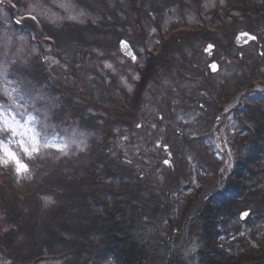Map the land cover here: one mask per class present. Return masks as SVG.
Returning <instances> with one entry per match:
<instances>
[{"label":"trees","instance_id":"1","mask_svg":"<svg viewBox=\"0 0 264 264\" xmlns=\"http://www.w3.org/2000/svg\"><path fill=\"white\" fill-rule=\"evenodd\" d=\"M166 1L176 3L177 0ZM94 2L103 9L101 14L96 13V22L88 19L84 24L64 23L60 26L43 23L39 16V20L18 19L21 12L17 10L22 8V2L11 0L19 7L17 12L11 3L6 4L12 24L24 26V32L32 35L34 42L40 45V51L43 45L50 43L48 45L59 62L47 68L39 55L34 66L30 64L28 68L17 71L22 72L25 78L48 83L50 90L58 96L61 104L52 115L54 122L66 126L76 120L83 127L81 129L89 131V136L83 151L77 149L52 158L51 162L48 161L50 158L29 161L28 165L34 164L33 177L17 181L7 171L10 168L0 167V213L6 224L3 232L0 230V258L9 260V264H244L243 261L236 263L232 248H221L220 230L223 226L226 229L231 226V218L239 211L264 210V113L259 107L255 115V135L248 139L235 138L240 145L248 141L251 151L240 158L239 169L234 170V176L225 177L223 196L220 165L214 158L202 157L197 164L198 170L203 164L210 170L214 167L215 174L208 173L210 180L205 183L207 191L202 185L195 187L190 183L193 173L191 164H188L187 172L183 167L179 168L182 169L180 176L183 175L180 179L170 174L169 187L175 183L174 187L178 190L186 183L187 186H194V191L186 194L187 202L181 204L180 198L167 195V189L164 191L162 187H157L156 191L153 190L154 180L142 170L143 167H158L161 158L148 163L139 157V161L136 159L132 163L123 153L127 148H131L130 152L141 153L136 127L142 123L139 109L140 105L143 107L141 95L145 91L152 96L160 94L161 89L156 85H159V74L166 73L172 66V45L193 35L218 37L222 32L227 33V28L232 33L237 28L242 29L235 25L248 20L257 21L263 16L264 0H224L223 5L216 0L218 4L210 12L208 21L189 32L184 31L187 33H174L167 40L162 38L166 31L162 32L152 48H149L147 32L139 26L135 41L142 45L145 58L139 68V79L134 82L131 91L120 85L116 76L110 75L111 71L105 73L96 59L92 58L102 69L98 70L100 73L94 71L91 77L85 74V69L95 68L92 60L89 64L84 62L85 55L91 57L88 55L91 53L89 47L92 50L104 43L101 33H106L105 17H117L115 7L109 6V0ZM131 2L135 4L134 0ZM83 4L92 6L86 0L79 3ZM153 9L156 10V7ZM108 25L117 28L120 24L109 21ZM176 27L177 23L170 29ZM113 32L116 33V29ZM240 48L236 46L234 49L237 56L238 51L243 55L244 50ZM261 50L264 53V49ZM262 53L255 54V57H264ZM206 69L202 71L204 75ZM257 70L255 73L247 72L244 82L238 85H250L254 81L264 83V69ZM105 78L109 79L108 83ZM147 84L151 85L147 87ZM52 85H58L61 90ZM206 85L214 84L206 82ZM211 88L209 86L207 92L215 98L222 97L220 91ZM233 88L234 85L226 93L232 92ZM179 92L178 102L182 101L180 107L184 109H190L189 99L201 98L196 91L185 93L177 89ZM174 100L170 97L167 102L169 108L176 104ZM194 107L201 109L197 103ZM185 125L178 124L172 132L187 143L191 138L184 129L179 131ZM147 142L151 145L155 143V147L156 142H160L157 148L161 153H164L162 145H168L171 151L174 146L166 135L162 138L156 134ZM118 145L120 147L117 148ZM198 174L201 180L205 176V173ZM216 178L217 185L208 192V186ZM44 197L46 200H43ZM163 219L165 223L162 225ZM161 230L166 232V236ZM192 235L196 248L188 249L185 256L183 241H188ZM252 252V248L247 250V257H251Z\"/></svg>","mask_w":264,"mask_h":264},{"label":"rangeland","instance_id":"2","mask_svg":"<svg viewBox=\"0 0 264 264\" xmlns=\"http://www.w3.org/2000/svg\"><path fill=\"white\" fill-rule=\"evenodd\" d=\"M86 1L87 3H91L92 6L83 4L85 9L83 6L79 5L80 2L78 3L77 0H20V2H22V8L19 9V7L16 6L15 11L17 9L20 10H17L21 12L18 16V19H20L22 17H27L28 12L26 9L33 10L32 14L36 15L37 18L39 16L43 23L49 22L54 26H60L64 23L71 25L84 24L88 19L92 22H96V13L101 14L103 9L96 5L94 0ZM109 3V6L115 7L117 19L114 16L105 17L104 25L105 23L107 25L104 29H106V33H101L104 43H101L92 50L89 47L93 54H88L91 56L89 58L85 55L84 62L85 64H89V60H92L95 68L85 69V74L91 77V73L93 75L94 71L100 73L98 70L102 69L99 64L93 60L96 59L101 64V67L104 68L103 71L105 73H107L108 70L111 71L112 73L109 72L110 75L114 74L118 83L123 85L126 90H128V86H131V89L133 88L134 82L136 81L133 79V76H139V68L142 66L145 58L142 45H140L138 40L135 41L139 33V26L147 32L150 43L149 48H152V45L159 39L158 35L167 31L168 28L175 23H177V26L178 24L185 26H200L201 23L204 24V20L208 21L210 19V12L215 8V5L218 4L216 0H177L176 3H167L166 0H134L135 4H132L131 0H109ZM6 4L9 5L8 0H5L4 3H0V96L3 97V99H0V105L3 106L5 111L10 112L11 115L16 117L18 132L24 139L30 141L32 130L40 131L43 129L46 133V139L49 142H54L58 145L68 143L67 149L63 152L57 151L53 147H42L40 154L34 156L32 159H29L23 152L17 149V154L20 156L22 162L26 164L29 161H42L47 158H50L48 161L51 162L52 158L69 154L77 149H83L86 145L89 131L85 128V130L81 129L83 127L79 126L80 124L76 120L68 123L66 126H60L58 122H54L52 115L54 110L58 109L61 104L58 96L55 92L50 90L51 87H49L50 85L48 83L46 84L44 81L37 82L30 77L25 78L21 75L23 74L22 72L17 71V69L28 68L30 64L34 66L36 57L39 55L40 59L43 61V65L47 68H52L54 64L58 65L59 62L54 57L48 45L50 43L43 45V50L40 51V45L34 42L35 38L32 35H28L24 32V26L16 27L12 24ZM134 6L135 10H133ZM88 7L92 8L87 10ZM154 7H156V10L153 9ZM199 10L201 13H199ZM23 13H25L24 16H22ZM202 14L205 16L204 19L202 18ZM71 17H75V19ZM136 18H138V26L134 23ZM109 21L119 22L120 25L117 28H112L108 25ZM216 24L219 25L217 21ZM238 25L242 27V29L237 28L232 33L229 31L230 29L227 28V30H225L227 33L223 34L222 32L218 37H212L208 34L203 36L193 35L194 37L191 36L176 41L172 45V50H174L172 66L169 70L167 69L166 73L159 74V85L156 86L160 87V94L158 96H152L145 91L141 95L143 107L140 105L139 109L142 123H140L141 127L138 128L141 153L130 152L131 148H127V152L125 151L123 154L127 161L132 163H135L136 159L139 161V157L148 163L157 161V158H161L158 167H143L142 170L145 173H149L154 180L153 183L155 186L153 190L156 191L157 187H162L164 191L167 189V195H172V197L177 199L180 198L181 204L187 202L186 194L193 192L194 186H187L186 183L184 186H180L178 190V187H174L176 186L175 183L172 187H169L168 183L172 177L170 174H174L180 179L183 175L180 176L182 169L179 170V168L183 167L185 172H187L188 164H191L193 173L190 175V183L199 187V184L203 183V181L205 183L208 182L210 180L208 173L215 174L214 167L210 170L208 166L206 167V165L203 164V167L198 170L197 164L200 163L202 157L206 156L211 160L213 158L215 159V157L216 161L221 159V153L216 149H221L222 145L219 138L214 133L205 138L200 137L197 139L195 137L191 141L184 143L181 140V136H176L172 132L173 127L180 123L187 124L185 127L179 128V131H183L184 129L185 134L188 136L201 133L205 129V124L200 117L195 118L193 121L192 118L188 117L189 109L180 107L182 101L178 102V99L181 92L177 93V89L185 93L190 90L196 91L201 97H205L204 89H202L201 86L206 85V82H212L214 85H238L244 82V77L247 72L255 73L258 71L257 69H264V57H255L258 48L264 49V14L257 19V21L248 20L244 23L240 22L235 26ZM114 29H116V33L113 32ZM240 30H245L254 34L258 37V41L256 43L255 40H250L244 44L240 48L242 51L244 50L243 55L237 56L234 50L236 45H234L232 41L236 33ZM180 33L183 34L187 32L181 31ZM207 37L208 40H205ZM121 38L127 39L130 42L136 54V60L134 62L120 52L118 42ZM91 39H93V37H91ZM116 41L117 45L115 44ZM207 43L214 45L212 49V58L219 66L216 73L210 74L209 70L206 69L208 68L207 65L210 58L208 52L205 51ZM258 43L261 47H259ZM205 69L208 74L205 73L204 75L202 71ZM105 77H107V75ZM105 79L106 83H108L109 79ZM150 85L151 84H147V87ZM52 86L61 90L58 85ZM103 91H105L104 88L102 94H104ZM170 97L172 100H174V98L176 99V104L173 105L172 108L167 106ZM260 97L263 100L264 95L260 94ZM257 103L259 102L257 101ZM157 124H159L161 128L158 127ZM230 124L234 126L233 123ZM153 125H155V127H153ZM223 128L224 127H221L222 130ZM156 134L162 138L166 135L168 136L169 142L174 143L170 155L165 152L161 153V150L154 146L155 143L151 145L147 142L149 137ZM3 138L6 139V137ZM43 138L44 137H42V139ZM70 139H75L76 143H71ZM81 140L83 143H81ZM231 140L236 141L235 138H228V141ZM136 141H138V138ZM77 144L80 146L77 147ZM217 145H219V147H217ZM245 145L248 148L249 142L247 141ZM11 147L15 148V145H11ZM118 147H120V145H118L117 148ZM227 147L228 145L226 144V148ZM112 149L114 150V148ZM130 157L133 158L131 159ZM165 159L170 161L168 165L163 163ZM230 165L228 166L229 169L231 168ZM32 166H34V164L28 165V172L18 176L15 173L14 165H0L2 169L10 168V170L7 171H9L17 181L30 178L31 176L33 177L34 172ZM198 173H205V176L202 178L203 181L196 179ZM230 175L231 174H226V177ZM217 183L218 178H216L215 182L210 183L208 192L213 190ZM203 190L207 191L205 185H203ZM167 195L165 196L167 197ZM43 200H46L45 197ZM234 217L231 221L232 225H234ZM2 220V214L0 213V230L3 232L6 228V224L3 223ZM164 223L165 220L162 221V225ZM250 230L254 229L248 228L245 234L250 236ZM260 231L261 230L257 233H260ZM161 233L163 236H166L165 231L161 230ZM192 238L194 239L192 240ZM194 241V235H192L188 241H183L182 251L184 255L188 252V249L196 248L194 247ZM5 262L9 264V260L0 258V264H5Z\"/></svg>","mask_w":264,"mask_h":264},{"label":"flooded vegetation","instance_id":"3","mask_svg":"<svg viewBox=\"0 0 264 264\" xmlns=\"http://www.w3.org/2000/svg\"><path fill=\"white\" fill-rule=\"evenodd\" d=\"M255 41L257 43L258 37ZM258 45L261 47L259 43ZM256 52L257 54H261L262 50L258 48ZM238 56H241L240 51H238ZM211 60H213L212 55L209 58V62ZM209 86H212L214 90L220 91L222 97L215 98L213 94L209 91L207 92ZM231 86L202 85L201 88L204 89L205 97H201L200 99L196 97L189 99L191 103L188 117L192 118L193 121L195 118L200 117L205 124L204 131L189 136L205 138L214 133L217 135L222 145L221 149H216L221 153V159H218L217 162L220 165L219 172L222 175V186H220L219 183L222 196L226 186H223L226 182V174H232L234 176V170L239 169L238 164L240 158L246 157L251 151L245 145H240L239 141H228V138L242 137L248 139L254 136L256 133L255 115L257 107L264 113V97L263 100L260 97V94L264 95V83L254 81L250 85H234L233 91L226 93ZM224 95H227V97ZM257 101L259 103H257ZM196 103L203 107H201V109L195 108L194 105ZM217 117H219V119H217ZM204 119H206V121H204ZM230 123H233L234 126ZM221 127H224L223 130ZM226 144L228 145L227 148ZM156 145L158 147L160 142H156ZM161 147L165 153H170L171 149L169 146L165 147V145H162ZM229 165L231 166L230 169L228 168ZM198 180L200 181L201 179L198 178ZM237 180L240 181L242 179ZM199 185L203 186L205 182L203 181V183ZM224 195H226V193H224ZM243 211H248L249 216L245 219H240V213ZM236 214L235 217L233 216L234 225L227 227V229L224 226L221 228L220 238L223 241L219 242V245L225 250L232 248L233 258L237 259L236 263L243 261L244 264H264V210L250 211L246 209ZM246 228L254 229L250 230V236L245 234ZM259 230H261L260 233H257ZM250 248H252L253 252L251 257H247L249 254L246 252ZM256 249L259 251L257 252Z\"/></svg>","mask_w":264,"mask_h":264},{"label":"snow or ice","instance_id":"4","mask_svg":"<svg viewBox=\"0 0 264 264\" xmlns=\"http://www.w3.org/2000/svg\"><path fill=\"white\" fill-rule=\"evenodd\" d=\"M0 3H4V0H0ZM9 3H11V0H9ZM224 0H220V4L223 5ZM11 6L13 8L16 7L15 3H11ZM28 15L26 18L31 19V20H36L37 16L32 14L33 10H28ZM72 19H75V17H71ZM17 23H21V20H17ZM244 35H247L245 33ZM250 39L256 40V36H251ZM120 46L122 49L127 50L129 48V45L127 41H120ZM214 47L213 44H209L208 47L205 49V51H209ZM264 55V53H262ZM133 61H135L136 57L132 56ZM211 67L213 69L216 68L215 64H212ZM133 79L138 80L139 76H133ZM128 90L131 91V86H128ZM0 99H3L2 96H0ZM203 107V106H201ZM7 117V118H4ZM219 119V117H217ZM137 128H140L141 125L137 124ZM155 127V125H153ZM83 135V134H81ZM3 137H6L3 138ZM42 137H44L42 139ZM126 139V137H125ZM71 143H76L75 139H70ZM81 143L83 141L81 140ZM11 145H15V148L11 147ZM80 145L77 144V147ZM159 146V145H158ZM47 148V147H53L57 151H65L68 147V143H65L63 145H58L55 144L54 142H49L46 139V133L44 132L43 129L40 131L37 130H32L31 134V140H26L22 135L19 134L18 132V122L16 120V117L14 115H11L10 112H7L3 109V106L0 105V165L3 166H8L9 164L14 165L15 173L19 176L22 173H27L28 172V165L24 162H22L20 156L17 154V149L20 152H23L29 159L34 158V156L40 154L41 148ZM166 147V146H165ZM219 147V145H217ZM81 151L83 149L81 148ZM230 155V153H229ZM165 165H168L170 163L169 160L165 159L163 161ZM249 216L248 211H243L240 213V219H245ZM5 264H8V262H5Z\"/></svg>","mask_w":264,"mask_h":264},{"label":"water","instance_id":"5","mask_svg":"<svg viewBox=\"0 0 264 264\" xmlns=\"http://www.w3.org/2000/svg\"><path fill=\"white\" fill-rule=\"evenodd\" d=\"M245 33H247V35H244ZM251 36H253V34L247 32V31H241V32H238V33L236 34L235 38H234V42H235V44H236L237 46H242V45L246 44L247 42H249L250 40H252V39H250ZM122 40H123V41H127V40H125V39H121L120 41H122ZM120 41H119V42H120ZM127 43H128V45H129V48H128L127 50L122 49L121 46H120V43H119V49H120L121 53H123L124 55H126L127 57H129V58L133 61L132 56H135V57H136V54L134 53V51H133V49H132V47L130 46V44H129L128 41H127ZM208 45H209V44H208ZM208 45H206L205 49L208 47ZM210 50H211V49H210ZM210 50L207 51L209 56H211V52H210ZM135 60H136V59H135ZM212 64H215V65H216V68H215V69H213V68L211 67ZM209 69H210L211 72H215V71L218 69V64H217L215 61L209 63Z\"/></svg>","mask_w":264,"mask_h":264}]
</instances>
